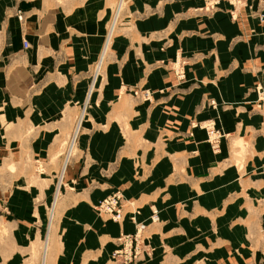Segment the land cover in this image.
I'll list each match as a JSON object with an SVG mask.
<instances>
[{
  "label": "crops",
  "instance_id": "1",
  "mask_svg": "<svg viewBox=\"0 0 264 264\" xmlns=\"http://www.w3.org/2000/svg\"><path fill=\"white\" fill-rule=\"evenodd\" d=\"M208 4L0 0V159L17 150L21 157L20 173H4L23 175L27 206L30 188L50 194L57 174L60 186L67 182L58 229L44 234L31 264H117L116 238L134 231V222L130 214L104 220L95 209L117 188L141 206L140 219L149 221L152 204L159 209L162 222L149 230L155 252L143 264H203L189 260L190 248L226 235L220 251L229 255L208 264H241L232 256L238 223L264 221V0H242L234 14L231 0ZM121 12L125 31L108 44L105 71L109 47L95 77L111 15ZM210 117L226 133L219 150L195 124ZM74 125L64 157L59 149ZM31 173L53 179L31 187ZM255 236L263 235L255 231L251 244ZM51 237L57 245L48 259Z\"/></svg>",
  "mask_w": 264,
  "mask_h": 264
},
{
  "label": "rangeland",
  "instance_id": "2",
  "mask_svg": "<svg viewBox=\"0 0 264 264\" xmlns=\"http://www.w3.org/2000/svg\"><path fill=\"white\" fill-rule=\"evenodd\" d=\"M123 14L124 13L121 12V15L118 14V16H117V13H116V15L114 17H113L114 13L111 15V18H110V21L112 20L111 25L115 21H116L117 25L115 24V27L113 29V32L111 35V40L109 42V46H111L112 41H114L116 36H118L121 32L125 31V29H123V28H124V25L126 22V18ZM109 50H110L109 54L105 60L103 68H102V74H101L102 76H103V73L105 71L107 60H109V57L111 55L110 47H109ZM97 61H98V59H96V61L94 63V67H93L94 72H95V64L97 63ZM95 77H96V75H95ZM138 84L139 83L136 84L137 85L136 87H141ZM131 86H135V84L131 85ZM92 87H93V85H92ZM145 90L150 92L149 89H145ZM91 92H92V89H91ZM90 93L88 96V100L86 102L87 104H88L89 98L91 96ZM143 95L145 97H147L146 94H143ZM84 113L85 112H83V114ZM74 127H75V125L72 127V130L69 134L68 139L66 141L62 142V146L59 149V151L62 152V155L64 157L68 151ZM77 141H78V139H77ZM77 141L72 140V142L70 144V149L67 153L68 154L67 160L69 158V155L71 154V151L75 145V142L77 145ZM14 144H16V145L14 146L13 149H15L17 147L20 150L21 142L20 141L18 143L15 142ZM33 149L34 148L32 146V142H31L30 158H29L31 166L37 165V162H36L37 157H35L33 155ZM17 153H18V150L12 159L11 158H7V159L5 158L4 159L5 155H3L2 159H0V185H1V188H0V264H11L12 259H13V264H21L22 259H24V262H27V261L30 262V264L37 261V259L39 260V258L41 257V252H42L41 248L39 251V246H42V243H43V240L45 237L44 234L49 235V238H50L51 232L53 231V233H54V231H56V229H58V226L60 223V208H61L58 201L61 200V198L65 192V188L67 187L66 179L62 180V185L60 186L59 180H58V176L60 174H57L56 175L57 179L55 180L56 183L53 182V180H52L53 189L50 190V192H51L50 194H48V192H47L46 195H43V193L41 192V189L38 193H37V191L35 193L34 189H31V188L29 189L30 190L29 191L30 200H29V205L27 206L25 194H24V199H23V193H22V191H23L22 190L23 175H21V174H13L12 175L9 173H4V171H6L7 168L13 169L14 171L18 170L20 173L21 157L17 156ZM10 162L13 163L12 166L9 165ZM18 166H20V167H18ZM41 168H42V165H41ZM12 178H13V180H12ZM51 178L53 179V174H43L42 173L40 176H36L33 173H31L30 177H29V184H30L29 186L35 187L37 184H39L40 187L43 189L45 186L48 185ZM63 178H64V176H63ZM25 184H27V177H26V183ZM9 185L10 186L13 185V188H14V204H13V206L9 205V201H11L10 198L13 194L12 193L13 190L10 188ZM117 189L121 190V192L124 195V198H126L128 201V206L126 209L125 217L128 214H130V218H131V212L134 209H135V211H138L140 213L141 206H139L133 199L126 197L122 188H117ZM108 194L109 193L101 196L100 199L97 201V203H95V209L97 211V215L99 217L103 218L104 220H109L111 218H109L107 215H105L100 210L99 203ZM49 195H50V197H49ZM57 205H58V209H57ZM152 205H154V204H152ZM152 205H151V207H152ZM11 215L13 216L12 220H14V221L7 223L6 219H7V217H9ZM125 217H124V219H125ZM121 221H118V222H121ZM147 222H148V227L145 231V237H144V242H143L144 251L137 258L136 264L145 263L149 258L153 257L154 252H155L156 245H155V243H153L152 234H150V232H149L150 225L153 223H161L162 220L160 218V220H158L156 222H152L151 218H150L149 221H147ZM218 225L219 224L216 225V223H211L210 226H214L218 230V228H219ZM253 226H254V228H253ZM214 227H212V228H214ZM26 229L28 230L27 235L29 237L23 238V237H21V233L24 231V236H25ZM210 231H212V229H210ZM255 231L259 232V235H263V236L262 237L255 236V238L252 239V244H251V234L253 236ZM48 232H49V234H48ZM122 232H125V231H122ZM118 236L116 238L117 242H118ZM226 236H228V235H226ZM226 236H221L220 238L217 236L206 237L204 245H200V246L196 245V247L190 248L189 260L190 261L195 260L198 263L205 262L206 264H208L210 261L219 260L218 259L219 256L222 260H225L226 257L224 256V254H226V255H229V254L224 253V252L221 253L220 249L223 250V247H224V246H222L223 242L229 240L228 238H226ZM200 239H202V238H199L196 240H200ZM233 240L236 241L237 244L235 245L236 247L232 248V253H233L232 256L236 257L237 261H240L241 264H244L246 262L245 260L247 259L248 264H264V221L263 220L260 219L258 222L253 223V225H251V222H249V223H246V222L238 223L237 235H236V237L235 236L232 237V241ZM54 243L55 242H53V238L51 237L48 259H49V257L51 258V253H52L50 251L51 246L57 245ZM162 243H163V246L165 248H166V246H168L164 241H162ZM45 245H46L45 246V253H46L47 249H48V245H49V240H48V242L45 243ZM231 246H233V243ZM251 248L253 251L251 250ZM247 250H248V252H246ZM53 253H52V256L54 255ZM249 253H250V255H249ZM111 259L113 261H115V259L113 258V252L111 255ZM205 263H203V264H205Z\"/></svg>",
  "mask_w": 264,
  "mask_h": 264
},
{
  "label": "built area",
  "instance_id": "3",
  "mask_svg": "<svg viewBox=\"0 0 264 264\" xmlns=\"http://www.w3.org/2000/svg\"><path fill=\"white\" fill-rule=\"evenodd\" d=\"M209 8L214 7L221 0H208ZM234 4V8L232 9L233 14L236 13V7H238L242 0H231ZM18 16L20 19H23V11L19 9ZM29 45V41L24 39V46L27 47ZM180 68V66H179ZM178 74L181 77H184L185 72L182 69H177ZM264 94V88L262 90ZM144 94L147 95V98L151 97V92L145 90ZM195 124H200L207 130V140L210 142L212 147L215 150H219L221 148V143L223 138L226 136V133L223 131L221 127L217 125V121L214 117H210L201 121H196ZM128 206V201L124 198L121 190L116 189L105 196L99 203L100 210L107 215L109 218L115 221H121L124 219L126 215V209ZM138 211L132 210L131 218L134 222V231L131 232H122L118 236L117 246L113 251V258L117 262V264H136L137 258L143 253L144 247V237L145 231L148 227V222L138 218ZM151 221L156 222L160 220L159 209L152 205V212L150 215Z\"/></svg>",
  "mask_w": 264,
  "mask_h": 264
},
{
  "label": "bare ground",
  "instance_id": "4",
  "mask_svg": "<svg viewBox=\"0 0 264 264\" xmlns=\"http://www.w3.org/2000/svg\"><path fill=\"white\" fill-rule=\"evenodd\" d=\"M18 11H19V10H18ZM23 13H24V12H23ZM17 15H18V14H17ZM117 15H118V13H117ZM18 17H19V16H18ZM23 17H24V14H23ZM115 24H116V21L110 26V30H109L108 37H107V39H106V45H105L104 51H103V53H102V55H101V58H100V60H99V62H98V64H97V66H96V73H95L96 76H97V74H98V71H99L100 68H101V63H102L103 57H104V55H105V53H106V50H107L108 44H109V42H110V40H111V35H112L113 29H114V27H115ZM85 109H86V106H85L83 112H85ZM81 119H82V118H81ZM81 119H79V122H78L79 124H78V126H77V128H76V131H75V134H74V137H73V141H75L76 138H77V135H78V132H79V129H80Z\"/></svg>",
  "mask_w": 264,
  "mask_h": 264
}]
</instances>
